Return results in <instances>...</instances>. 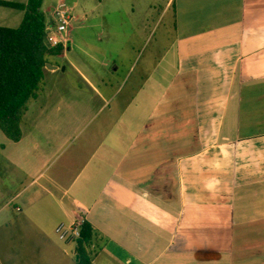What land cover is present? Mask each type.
<instances>
[{
  "label": "crops",
  "instance_id": "1",
  "mask_svg": "<svg viewBox=\"0 0 264 264\" xmlns=\"http://www.w3.org/2000/svg\"><path fill=\"white\" fill-rule=\"evenodd\" d=\"M157 8L172 25L112 93L68 59L69 38L61 73L79 82L69 93L96 98L95 113L72 119L60 95L50 110L63 116L46 109L28 127L25 113L18 142L0 130V230L55 239L59 223L87 222L90 264H264V0L113 1L150 36ZM0 11V27L21 24V10ZM132 53L121 43L115 60Z\"/></svg>",
  "mask_w": 264,
  "mask_h": 264
},
{
  "label": "rangeland",
  "instance_id": "2",
  "mask_svg": "<svg viewBox=\"0 0 264 264\" xmlns=\"http://www.w3.org/2000/svg\"><path fill=\"white\" fill-rule=\"evenodd\" d=\"M114 0H65L68 9H72L73 20L70 23L69 38L72 41V51L68 59L81 67L84 64L91 73L97 76L98 82L103 81L110 84L109 92L113 91L117 85L119 76L123 70H127L133 63V70H138L142 66L145 54L150 49V45L154 39L160 37V31L166 23L172 25L171 15L169 17H161L160 9L152 14L153 25L157 23L156 30L150 36V30L141 31L139 26L136 27L141 15L137 14L130 18L123 14L113 13ZM158 1V0H155ZM128 2V0H126ZM154 2V0H152ZM56 0H48L45 4V13L49 17L51 11L55 8ZM1 12V11H0ZM150 37V38H149ZM149 39V40H148ZM151 39V41H150ZM131 42L133 44L132 56L124 62L118 63L115 60L118 45L121 43ZM49 64L67 65V60L57 56L49 60ZM119 67V71L113 74L115 66ZM60 67V68H61ZM71 69L67 66V72L61 73V69L53 76L44 79L41 92L36 99H32L27 104L26 124L32 126L40 119L56 118L61 114L51 113V105L60 101V95L68 99V103L72 105L66 111H70L72 119H81L87 116L91 111L95 113L99 107L96 98L92 100L82 95L69 93L74 86L78 89V81L71 75ZM131 74V73H130ZM133 76V74H132ZM129 75L127 76V78ZM85 88L80 87V91ZM112 93V92H111ZM87 95H90L88 92ZM47 109L46 118H43L44 111ZM66 112V115L68 114ZM55 115V116H54ZM102 117L97 116L96 118ZM49 123V122H48ZM45 124H47L45 122ZM1 134V131H0ZM77 138H75L76 141ZM72 146H75V143ZM10 212V209H8ZM6 213V211H5ZM4 213V214H5ZM7 228L0 230V264H75V253L72 252V244H62L57 240L49 238H41V236H32L30 229L25 236L19 235L15 224L10 222ZM10 232V236H4L5 232ZM41 241H47L55 248V253H46L40 250ZM35 248L37 251H29L24 254L21 252L24 247ZM37 248V249H36ZM65 248L68 255L62 253ZM39 249V250H38ZM31 250V249H30ZM26 256L27 259H22Z\"/></svg>",
  "mask_w": 264,
  "mask_h": 264
},
{
  "label": "trees",
  "instance_id": "3",
  "mask_svg": "<svg viewBox=\"0 0 264 264\" xmlns=\"http://www.w3.org/2000/svg\"><path fill=\"white\" fill-rule=\"evenodd\" d=\"M43 0L26 4H0L21 10L23 18L17 28L0 27V130L11 141L21 139V123L27 104L36 99L44 84V70L50 58L64 52L61 45L49 47L45 42L47 17ZM89 223L80 226V237L74 242L75 264H90L88 248L93 242Z\"/></svg>",
  "mask_w": 264,
  "mask_h": 264
},
{
  "label": "built area",
  "instance_id": "4",
  "mask_svg": "<svg viewBox=\"0 0 264 264\" xmlns=\"http://www.w3.org/2000/svg\"><path fill=\"white\" fill-rule=\"evenodd\" d=\"M72 14L64 3H58L51 16L47 18L45 42L49 47L61 45L64 49L69 43V28ZM82 221L70 224L61 222L54 230L59 242L73 243L80 237Z\"/></svg>",
  "mask_w": 264,
  "mask_h": 264
},
{
  "label": "water",
  "instance_id": "5",
  "mask_svg": "<svg viewBox=\"0 0 264 264\" xmlns=\"http://www.w3.org/2000/svg\"><path fill=\"white\" fill-rule=\"evenodd\" d=\"M45 69L46 70H49V71H55V70H57V67L56 66H53L51 64H46ZM60 69L63 72L65 70V67L63 66Z\"/></svg>",
  "mask_w": 264,
  "mask_h": 264
}]
</instances>
